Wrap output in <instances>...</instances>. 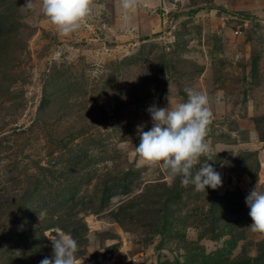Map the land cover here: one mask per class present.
Instances as JSON below:
<instances>
[{"label":"rangeland","instance_id":"obj_1","mask_svg":"<svg viewBox=\"0 0 264 264\" xmlns=\"http://www.w3.org/2000/svg\"><path fill=\"white\" fill-rule=\"evenodd\" d=\"M263 138L264 0H0V264H262Z\"/></svg>","mask_w":264,"mask_h":264},{"label":"trees","instance_id":"obj_2","mask_svg":"<svg viewBox=\"0 0 264 264\" xmlns=\"http://www.w3.org/2000/svg\"><path fill=\"white\" fill-rule=\"evenodd\" d=\"M48 102V100H44V102H43V104H42V107L44 106V104L45 103H47ZM205 134H207V132H205ZM263 140H264V138H263ZM84 157H86V159H87V157L89 156L88 155V153H87V155L86 154H84L83 155ZM209 168L211 167L212 168V165H209L208 166ZM209 168H207V170H206V172H205V175H204V183H205V185H206V189L207 190H209L210 191V195H209V197H210V199H211V207H210V211L212 212V216H211V219H209V223H211V224H216V221L217 220H221L222 219V216L221 215H219V217H213V216H216L215 215V213L217 212V210L218 209H220V208H224V204H225V198H220V197H218L217 195H215L214 193H212L211 191L214 189V186L212 185V183L209 181V178H207L208 177V172H209ZM210 168V169H211ZM59 176H62V178H63V181L64 182H66V184H67V186L70 188L69 189V191H67V194L66 195H64V196H62L61 198L62 199H68L69 197L67 196L70 192H71V194H74V192H73V187H74V185H78L77 184V181L76 180H72V181H68V178H67V176H65V172H64V176L63 175H60L59 174ZM127 174H125L123 177H122V180L121 181H115V186L117 187V186H122V184H125V182H126V180H127ZM47 176H45V177H43L42 176V178H35L34 180H33V183H32V187H30L31 189H29V191H25V195H27V198H24L23 199V201L25 202V203H27V201H28V198L30 197L29 196V193L30 192H36V191H38V192H40V190L41 189H39V187H40V185L42 184V183H44V181H46L47 179ZM106 182V181H105ZM102 183H103V187H104V190H103V197L101 198L102 199V201H101V203L103 204V203H105L106 201V198L108 199V197L107 196H109V192L112 190L111 189V186H110V188L108 187L109 185H107L106 183H104V180L102 181ZM60 184H62V182L60 183ZM104 184H106V186H104ZM204 188V187H203ZM163 195H165V197H164V200L162 201V205L159 207V210H161V211H163V210H166L165 212H161V214H159V216H158V218L159 219H157L156 220V222H155V224H153V226H152V228L150 229V231H148L147 232V237L146 238H149L150 237V233H156V234H160V235H162V236H167V235H172L173 233H175V231H174V225H175V223H174V214H172V213H170L169 211V209H167V206L168 205H170V204H173L172 202L174 201V200H176L177 202H179L180 201V199H181V195H182V191H180V187H178V184H175L172 188H170V189H165V192H164V194ZM27 200V201H26ZM58 201V200H57ZM57 203V202H56ZM1 204V203H0ZM25 204H21L20 206L22 207V206H24ZM45 205H49V203L47 202L46 203V201H43V203H42V205H39L38 207H34V208H32V207H28L27 205L26 206H24V211L22 212L23 213V217L25 216V215H31L33 212L34 213H38V211H39V209L40 208H42L43 206H45ZM74 207V202H72L70 205H68V208L69 209H72ZM120 208V207H119ZM132 207H130V206H128V205H121V211H125V210H128V209H131ZM228 208V207H227ZM34 209H35V211H34ZM229 209V208H228ZM57 210H58V206H55L54 207V209H53V212H57ZM131 210H133V209H131ZM131 210H130V212H131ZM140 210L142 211V208H140ZM225 210H227V209H225ZM224 212H226V211H224ZM254 212H255V210H252V213L251 214H254ZM140 211H136V215L137 214H139L140 215ZM176 214V213H175ZM177 217L179 218V220L181 219L179 216H175V219H177ZM57 219V222H60L61 221V219H60V217H58V218H56ZM184 219V218H183ZM183 219H181V220H183ZM178 220V219H177ZM56 221V220H55ZM72 222V221H71ZM57 224V223H56ZM58 225V224H57ZM58 226H62V225H58ZM65 228V227H64ZM69 228H65V229H63L62 231H66V230H68ZM79 230L75 227L74 229H72V231H66L67 233H70V234H72V237L74 238V239H76V237H77V232H78ZM145 240H147V239H145ZM144 240V241H145ZM36 242H37V240H35L34 241V244H36ZM40 242V241H39ZM80 242V241H79ZM31 245L33 246V242L31 243ZM79 245H80V243H79ZM74 248V247H73ZM70 249H72V247L70 248ZM50 250V249H49ZM78 249H76L75 250V252L73 253V254H76L78 251H77ZM52 251V250H51ZM61 253L62 254H64L62 251H61ZM78 255L77 256H79V252L77 253ZM49 257H48V261H47V263H44L45 262V257L44 256H42V255H38L36 258V260L38 261V263L39 264H53L54 262H57L58 260H60L61 258H60V255L58 254V253H55L54 254V252L52 251L49 255H48ZM64 256V255H63ZM194 259V258H193ZM195 260V259H194ZM198 264H207V260H206V258H204V257H202L201 259H199L198 261H196ZM239 262V261H238ZM176 263L177 264H187V262H184V263H178V261H176ZM190 264H193V263H191V262H189ZM160 264H162V263H160ZM262 264H264V262L262 263Z\"/></svg>","mask_w":264,"mask_h":264}]
</instances>
